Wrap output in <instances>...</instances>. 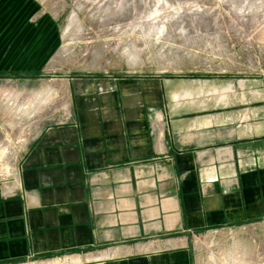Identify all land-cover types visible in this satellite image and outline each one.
<instances>
[{"label": "crops", "instance_id": "1", "mask_svg": "<svg viewBox=\"0 0 264 264\" xmlns=\"http://www.w3.org/2000/svg\"><path fill=\"white\" fill-rule=\"evenodd\" d=\"M62 81L67 110L0 177V264H192L199 233L264 218V78L214 97L203 80Z\"/></svg>", "mask_w": 264, "mask_h": 264}, {"label": "rangeland", "instance_id": "2", "mask_svg": "<svg viewBox=\"0 0 264 264\" xmlns=\"http://www.w3.org/2000/svg\"><path fill=\"white\" fill-rule=\"evenodd\" d=\"M118 75L203 80L213 97L261 82L264 0H0V177L67 110L62 78ZM191 249L192 264H264V218L201 232Z\"/></svg>", "mask_w": 264, "mask_h": 264}, {"label": "bare ground", "instance_id": "3", "mask_svg": "<svg viewBox=\"0 0 264 264\" xmlns=\"http://www.w3.org/2000/svg\"><path fill=\"white\" fill-rule=\"evenodd\" d=\"M72 17H73V18L75 17L74 14L72 15Z\"/></svg>", "mask_w": 264, "mask_h": 264}, {"label": "built area", "instance_id": "4", "mask_svg": "<svg viewBox=\"0 0 264 264\" xmlns=\"http://www.w3.org/2000/svg\"><path fill=\"white\" fill-rule=\"evenodd\" d=\"M15 164V163H14ZM17 169H18V167H17ZM14 174H15V172H14Z\"/></svg>", "mask_w": 264, "mask_h": 264}]
</instances>
